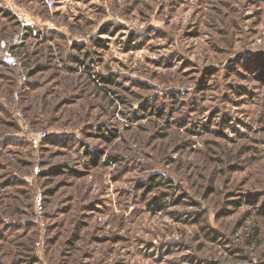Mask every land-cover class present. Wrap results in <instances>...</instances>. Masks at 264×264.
Masks as SVG:
<instances>
[{
  "label": "rangeland",
  "instance_id": "374dc122",
  "mask_svg": "<svg viewBox=\"0 0 264 264\" xmlns=\"http://www.w3.org/2000/svg\"><path fill=\"white\" fill-rule=\"evenodd\" d=\"M55 1L0 0V264H264V0Z\"/></svg>",
  "mask_w": 264,
  "mask_h": 264
},
{
  "label": "built area",
  "instance_id": "2783aa9c",
  "mask_svg": "<svg viewBox=\"0 0 264 264\" xmlns=\"http://www.w3.org/2000/svg\"><path fill=\"white\" fill-rule=\"evenodd\" d=\"M41 1L49 8H53L56 5L55 0H41ZM10 6L13 7V3H10ZM23 24L26 26H30L29 21H25L23 22ZM6 46H7L6 43L2 42V48H4V50L2 52L1 57H2L3 62L10 66H18L20 63L16 60L12 52L9 49H6ZM47 135L48 134L46 132L33 133V141L35 145H38L40 141H42L43 139L47 137ZM40 204H41V200H40Z\"/></svg>",
  "mask_w": 264,
  "mask_h": 264
},
{
  "label": "trees",
  "instance_id": "16d2710c",
  "mask_svg": "<svg viewBox=\"0 0 264 264\" xmlns=\"http://www.w3.org/2000/svg\"><path fill=\"white\" fill-rule=\"evenodd\" d=\"M6 14L9 15L8 13H6ZM98 45H101V43H98ZM55 171H56V169L53 170V172H55Z\"/></svg>",
  "mask_w": 264,
  "mask_h": 264
}]
</instances>
